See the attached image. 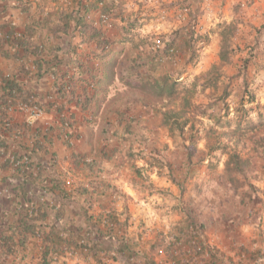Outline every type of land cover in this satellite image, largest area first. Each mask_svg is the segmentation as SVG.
Here are the masks:
<instances>
[{
	"label": "crops",
	"instance_id": "1",
	"mask_svg": "<svg viewBox=\"0 0 264 264\" xmlns=\"http://www.w3.org/2000/svg\"><path fill=\"white\" fill-rule=\"evenodd\" d=\"M90 1L94 0H0V24L5 35V42L0 45V81L15 76L47 105L46 97L54 93L53 80L47 76L33 77L35 61L39 57L51 60L58 56L64 64L70 65L75 47L81 57L84 50L86 53L94 51L95 45L82 44V36L73 30L74 23L68 33L57 36L41 23L51 12L72 11L79 2L87 4ZM179 1L120 0V3L127 13L141 11L143 37L155 35L154 41L162 42L163 32L193 24L191 13L197 9L195 0H187L189 11H183L177 5ZM251 1L256 8L262 6L264 9V0ZM93 16V13L88 15L89 18ZM102 30L112 43L113 51H120L123 47L118 29ZM32 33L29 39L38 47L37 54L30 52L34 46L31 47L27 40L18 38L19 34L28 37ZM171 38L169 35L166 42ZM128 62L124 60L125 67ZM105 67L103 65L102 69ZM89 90L93 91L91 86ZM123 92L121 84L117 83L108 94H99L93 103L95 122L78 126L75 130L78 138L69 144L53 132L47 137L49 146L32 148V136L40 134L41 137L47 130L46 122L56 124L53 114L29 126L25 122L26 115L12 112L13 122L26 129V135L21 141L7 137L8 144L0 155V193L3 192L0 195V243L5 236L14 242L11 254L5 253L6 246L0 248V264H45L46 247L49 264H149L152 260L157 264L170 263L166 249L184 217L174 209L181 196L172 181H134L135 172L118 164L121 153H114L119 145L116 150L109 144L120 142L118 137L128 136L124 128L126 121L119 124L120 112L133 116L140 127L146 125V118H154L152 110L145 108L140 99L132 103ZM72 111L81 117L77 108L73 107ZM146 133V129L139 130L138 137ZM41 142L44 143L42 137ZM12 154L18 158L27 155L30 162L13 166L7 160ZM136 163L139 168L143 160ZM182 200L190 203L191 198L184 195ZM110 214L120 222L128 219L124 233L115 226L111 234L108 223L103 220ZM211 230L208 228L205 232L206 244L221 248L223 237L220 240L219 237L222 235ZM35 231L40 234L34 235ZM45 235L50 236L48 241ZM122 236L131 241L126 243ZM84 240L92 248L91 253L80 248ZM76 245L79 247L75 250ZM127 249L137 253L136 257H129Z\"/></svg>",
	"mask_w": 264,
	"mask_h": 264
},
{
	"label": "trees",
	"instance_id": "2",
	"mask_svg": "<svg viewBox=\"0 0 264 264\" xmlns=\"http://www.w3.org/2000/svg\"><path fill=\"white\" fill-rule=\"evenodd\" d=\"M99 3H105L102 9H99ZM187 3V0H180L177 5H180L183 11H189L190 5ZM25 9L27 10L28 7L26 6ZM239 11L240 6H235L234 12L239 13ZM96 12L111 14L115 20L121 19L120 23L113 24V28H117L122 37L123 48L120 51H113L112 43L105 38L102 28L97 27L94 20L88 17L90 13L94 14ZM141 14L140 10L127 13L126 9H123L120 0H94L87 4L79 2L76 9L72 11L61 10L47 15L41 24L49 32L56 36L60 33H68L71 24L74 23L73 30L82 36V44H94L95 50L89 53L84 50L80 57L76 53L77 48L75 47L72 50L73 58L70 65L68 63L64 64L58 56H54L51 60L39 57L38 61H35L36 72L32 73L33 77L41 79L47 76L51 78L53 88L58 90L57 98L61 100L57 102L56 107H53L52 104L48 105L47 112L53 114L54 122H57V116L60 117L61 114L69 115L55 125L52 124L46 132H42L41 137L44 139V143L41 142L40 134L32 136V138L34 137L32 148L49 146L50 141L47 140V137L53 132L58 138L63 139L66 144L78 138L76 128L81 124L89 126L96 120L93 103L97 96L101 93L108 94L119 83L124 89L123 96L131 99L135 95L142 101L145 108L152 110L157 120V126L152 128L145 125L143 129H146L147 133L138 137V131L143 130L140 124L130 114H126L124 111L120 112L119 124L122 125L123 121H126L124 128L128 136L118 137L120 141L119 149H116L117 151L114 154L126 152L127 155L122 153L119 159L123 160L125 156L131 158V168L137 175L140 174V170L134 164L136 158H143L147 164L151 167H157L161 172L168 169V178L178 187L181 196L174 209L179 211V214L182 213L184 217L179 221V226L173 227L176 229V233L170 246L166 249L170 262H173V264H264V252L255 249V245L251 249L249 244H240L234 246V251L231 249L226 252L216 246L206 244L205 232L212 224L207 213L211 209H217L218 206L213 205L206 197L198 201L191 199L190 203L182 200L186 190L185 187H189L191 182L186 180L189 179V170L195 158L198 166H202L209 161L207 165L209 174L214 177L217 176L219 179L217 182L226 190H235L241 186L250 185L246 182L250 179H257V173L260 170L264 171V119H262V115H259L260 120L258 122L252 121L249 118V109L246 108V104L253 103L255 97L248 91V88H245L244 93L239 97L240 101L235 106L236 117L227 119V121H224V118L229 117V109L231 108L227 103L228 93L225 92L220 97L224 105L223 109L220 108L216 99L208 105L197 104L194 100L196 83L190 88H181L178 82L179 74L173 71L175 69L173 65L176 59L180 58L177 57V52L187 58L186 64H191L197 58L198 44L210 41L209 33H202L197 28L198 10L195 9L191 13L193 24L177 29L171 40L166 42L164 37L160 36L164 46L157 51L151 49L156 36L143 37L140 33V29L143 27L142 19L139 17ZM54 15L57 16L55 20L52 19ZM236 24L224 22L218 26L217 35L220 37L219 56L222 64L231 61L229 50L236 32ZM262 30L263 28L259 31ZM32 36L33 33L31 36L24 35L18 38L27 40L29 45L33 47L34 44L31 43ZM30 37L31 39H29ZM3 42H5V38L0 41V45ZM18 42L20 44V41ZM37 49L38 47L34 46V49L30 52L37 54ZM108 58L110 59L106 60ZM125 59L129 61L127 67H125ZM95 61L96 63L92 64ZM103 65H106V67L102 69ZM165 65L170 68H163ZM217 69L218 67L214 66L207 72L205 78L209 81L208 85H212L218 80V75L213 77ZM90 86L93 91L89 90ZM0 87V129L4 133L0 143L1 155L3 150L6 149L8 138L13 137L14 139L15 134L21 133L22 136L19 140L14 139L15 141H21L22 137L26 135V129L18 127L13 122L10 108L14 107L18 101H26L32 96L37 97V95L21 84L15 76L3 78L0 81ZM118 95H121V93ZM179 98L180 103L176 105ZM73 107L77 108L81 117H78L72 111ZM127 110L129 112L128 108ZM223 110L225 113L221 115ZM205 119L212 121L214 125L204 129L202 134L196 124H201ZM159 128L168 131V135L175 146H177V139H180L183 143L184 161L188 169L185 173L182 172V174L184 173L182 181L177 179L174 167H178L176 164L180 161L177 157L176 160H172V158L165 156L164 150L168 149V145H160L155 140V129ZM187 128L188 130H186ZM149 133L151 138L148 137ZM200 141L205 142L203 150L198 148ZM135 149H139V151L135 152ZM216 153H221L226 158L222 173L218 172V165L210 161ZM196 184L194 185L197 190L196 194L201 196L202 188L198 183ZM103 220L108 223L111 234L114 232L115 226L119 227L118 229H121L123 233L128 227V219L120 222L114 218L113 214L103 218ZM33 234L40 233L35 231ZM143 234L142 232L139 235L143 236ZM53 235L56 236V234L51 236ZM48 237L50 236L45 235L46 241H48ZM122 237L126 243L131 241L129 238L125 239V236ZM2 246L8 248L6 254H11L14 246L13 239L7 236L3 237L0 248ZM78 247L76 245L75 250ZM81 247L89 253L92 252V248L86 240L83 241V244L81 243ZM126 252L131 258H135L137 255V253L130 252L128 249ZM48 253L49 249L46 247L44 249L45 264L50 263L46 257ZM93 254H97L95 250H93ZM187 254L189 255L186 256ZM149 264L157 263L152 260L149 261Z\"/></svg>",
	"mask_w": 264,
	"mask_h": 264
},
{
	"label": "rangeland",
	"instance_id": "3",
	"mask_svg": "<svg viewBox=\"0 0 264 264\" xmlns=\"http://www.w3.org/2000/svg\"><path fill=\"white\" fill-rule=\"evenodd\" d=\"M195 5L198 10L196 23L197 26L199 25L198 30L202 33H209L210 41L198 44L197 58L191 64H186L187 58L184 55L176 59L174 65L172 64L175 68H172L173 71L179 74L178 82L181 88H190L196 83L195 102L200 105H208L216 99L221 109L224 105L220 97L225 92L228 93L227 103L231 108L229 109V117L224 118V121L236 117L235 106L240 101L239 97L244 93L245 88H248V91L255 97L253 103L246 104V108L249 109V118L254 122H258L260 120L259 115H262V119H264V9L262 6L256 8L251 0H195ZM237 5L240 6L239 13L234 12ZM224 22L237 23L229 50L231 61L227 64H222L220 61V37L217 35L219 24ZM262 28L263 30L259 31ZM170 31L173 32L174 30ZM172 32H163L164 41L169 35H173L175 31ZM214 66H217L218 69L213 77L218 75V80L214 84L208 85L209 81L205 77L207 72ZM163 68L168 69L170 67L165 65ZM180 73L182 74L180 75ZM137 99V96H132V103H135ZM178 100L176 105L180 103V98ZM112 112L114 114V111ZM224 113L223 110L221 115H224ZM146 119L147 127L156 128L157 120L155 117L149 118L150 121H148V118ZM213 125L212 121L205 119L201 124H196V127L203 134L204 129ZM155 130L157 143L168 145V149L164 150V155L172 158V160H176L177 157L180 161L176 164L178 167H174L177 179L182 181L184 173L188 169L184 161L185 150L182 141L177 139V146H175L166 129L159 128ZM157 132L158 134H156ZM148 137L151 138L150 133ZM109 145H114L118 149L119 142H111ZM204 146L205 142L200 141L198 148L203 150ZM136 159H134L135 165L140 160H143V163L139 165L140 174L135 173L134 181H170L168 169L161 172L157 167H151L147 164L143 158ZM225 159L221 153H216L210 160L218 165L219 173H222L224 169ZM193 162L189 170V179L186 180L191 182L189 187H185L184 195H188L194 201L206 197L213 205L218 206L217 209L209 210L207 214L211 218V231L222 235L219 240L223 237L220 240L222 243L220 249L229 252L231 249L235 250L234 246L249 244L251 249L255 245V249L264 252V171L260 170L257 173V179H250L246 182L251 186L244 185L235 190H226L217 182L219 181L217 176L214 177L209 174L207 169L209 161L202 166H198L196 158ZM118 164L132 170V160L128 156H125V160L119 159ZM182 172L184 173L182 174ZM196 183L202 188L201 196L196 194L197 190L194 188V185H197Z\"/></svg>",
	"mask_w": 264,
	"mask_h": 264
},
{
	"label": "built area",
	"instance_id": "4",
	"mask_svg": "<svg viewBox=\"0 0 264 264\" xmlns=\"http://www.w3.org/2000/svg\"><path fill=\"white\" fill-rule=\"evenodd\" d=\"M105 3H99V9H102L104 7ZM94 16L91 18L94 20L95 25L99 28H106V29H113V24L114 23H120L121 19H117L115 20L111 14H107V13H102V12H96L93 14ZM163 16H165V14H163ZM21 35L19 34L18 37H20ZM5 38V35L2 31V25L0 24V41ZM163 43L161 42V40L157 39L154 41L153 45H151V49L153 51H157L159 48L163 47ZM33 71L36 72V68L35 66H33ZM57 93L58 90L55 88L54 89V93L53 94H49L46 97L47 100V105H44L41 103V101H39V99L35 96H32L31 98L27 99L26 101H18L14 107L10 108V112L12 114L13 111H17L20 113H23L24 115H26V125L31 126V124L35 121V120H39V119H45V117L49 114V112H47V107L48 105L52 104L54 105L53 107H56L57 102H60L61 100H59L57 98ZM54 109V108H53ZM69 114H61L60 117L57 116V122L62 120L63 118H67ZM45 121V120H44ZM56 122V123H57ZM45 123V122H44ZM53 124V123H52ZM52 124H48L46 122V126L50 127ZM47 127V128H48ZM3 130L0 129V143H1V139L3 137ZM2 135V136H1ZM21 133H17L14 135V139L19 140L21 137ZM7 157V156H6ZM7 160H9V162L16 167H19L21 165H26L28 164V162H30V158H28L27 155L22 156V158H18L15 155H11L9 157H7ZM6 160V161H7ZM30 166V165H29ZM3 192L1 191L0 195H2ZM83 244V242H82ZM84 251H86L84 249ZM169 264H173V262H170Z\"/></svg>",
	"mask_w": 264,
	"mask_h": 264
}]
</instances>
